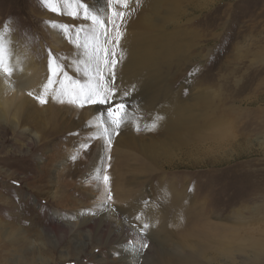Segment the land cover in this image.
Here are the masks:
<instances>
[{"label":"rangeland","instance_id":"obj_1","mask_svg":"<svg viewBox=\"0 0 264 264\" xmlns=\"http://www.w3.org/2000/svg\"><path fill=\"white\" fill-rule=\"evenodd\" d=\"M80 2L102 19L112 14L108 0ZM130 6L135 11L125 18L120 45L124 59L115 70L119 92L130 93L124 97L130 122L113 137L110 150L102 138L81 149L96 136L94 104L80 108L50 95L47 104L34 98L31 106L38 110L22 117L18 126L11 124L13 117L0 120V226L5 227H0V264L112 261L109 252L116 241L104 249L103 244L93 250L87 246L75 255L79 231L70 232L65 224L79 220L72 217L76 210L104 209L115 219L114 213L128 214L113 204L130 198L127 202L143 206L163 205L171 188L185 191L182 207L175 206L185 213L190 229H203L195 217L201 208L223 216L239 208L249 214L258 204L254 213L264 219V71L245 76L247 68L254 73L264 66V0H140L138 5L130 0ZM71 10L62 6L53 12L43 0H0V42L29 71L42 70L44 83L49 50L69 76L83 79L75 67L82 49L52 27L67 24L75 31L92 26L83 12L68 15ZM257 23L253 38L263 33L255 47L248 32ZM233 105L241 106L236 120ZM101 106L103 113L108 105ZM157 116L163 117L159 126L145 130ZM38 131L33 143L31 136ZM51 157L65 160L59 166L50 163ZM248 224L251 231L240 230L241 238L233 240V261L264 264V220L253 218ZM139 231L131 242L147 244L144 252L158 251L160 236Z\"/></svg>","mask_w":264,"mask_h":264},{"label":"bare ground","instance_id":"obj_2","mask_svg":"<svg viewBox=\"0 0 264 264\" xmlns=\"http://www.w3.org/2000/svg\"><path fill=\"white\" fill-rule=\"evenodd\" d=\"M258 27L259 24L257 23L253 26V30L248 32L250 33L249 39L253 45L255 44V47L262 43L261 35L263 32L258 34L257 39H254L252 36ZM246 37L247 33L244 34L243 40L247 41L248 37ZM5 50L6 62L14 71L11 77H6L3 71H0V120L8 122L7 118L13 117L11 124L16 127V125L18 126L20 124L22 117L26 118L38 110L37 107L31 105L34 104L35 96L42 90L45 77L43 76L44 78L42 79L41 76L43 72L42 70L40 71V69L29 71V67L23 66L18 57L11 54V49L5 48ZM248 70L247 68L245 76L247 75L248 78H251L252 75L257 76L263 72L264 66H259L258 69L256 68L255 72L253 71L254 73ZM29 92H32L33 95L29 96ZM206 99V96L202 97L203 101H207ZM101 107L99 103L94 104L93 108L91 107L94 110L91 117L94 124L96 123V118L102 113L99 112V110H102ZM240 107L239 105H233V108H236L233 109L235 120L240 117ZM106 111L107 110H103V113L106 114ZM225 121L227 122V120ZM229 123H231L230 125L233 127L234 119H230ZM72 130L73 129H71V131ZM39 134H41L40 131L35 132L30 140H32L33 143L39 140ZM30 142L31 141H29V143ZM55 158H50L51 164L58 161V165L61 166L65 160L64 158L55 160ZM56 170L57 168L55 166V169L50 173L54 174ZM119 197L118 195L117 198ZM127 200L125 203L118 202L113 204V209L121 212L125 211L129 216L121 217V215H119L120 212L114 213L115 219H113L111 215L107 217V213L105 214L103 212L104 209L96 211H87L86 209L76 210L75 215L72 217L74 220H79L65 224L70 232L75 230L79 231V244H76L73 249L75 255L81 254L86 250L87 246L89 247L92 245L91 249L93 250L100 244H103L101 246V248H103L104 245L107 246L110 242L116 241L117 247H113L109 252V255L113 256L112 261H104L107 264H207V262L212 264L222 258L227 261V264L228 262L229 264H235L233 261L235 255L233 240L235 242L236 239L241 238L240 230L244 232L251 231L249 230L251 227L248 223L252 221L253 218L258 222L264 220L262 216H257L259 213H254V209L259 207L258 204L248 210L249 214L244 213V211H241L239 208L232 214L229 213L223 216H220L223 213L220 215H217L218 213L215 214V210L208 211L206 208H201L200 211H197L195 217L203 223V229L196 230L190 229V224H188V220H185L186 218L184 217L185 213L176 208L177 205L182 207L185 201L184 190L171 188L170 193L168 192L165 194V201L167 204L164 203L163 205L151 204L143 206L139 204L140 202L138 203L135 200H130L129 202H127ZM247 206L248 205H245L243 207L247 208ZM111 212H113V210H111ZM235 214L240 215L237 217ZM137 216H140L139 220L136 219ZM212 216L218 221H211L214 220L210 219ZM132 223L136 225L133 224L131 226L130 224ZM144 224L149 225L147 231H149V233L151 232L154 238L158 235L160 236V241L157 242L160 243L159 246L157 245V248L159 247L158 251L153 252L147 250L144 252L145 248L131 242V237L133 235H138L140 232L139 230L143 228ZM2 225L3 224H1L0 227H2ZM2 228L5 227L3 226ZM105 228H108V232L105 231ZM83 229L85 231H82ZM217 231L219 232L217 233ZM221 244H223V246H221ZM49 260L48 258V261Z\"/></svg>","mask_w":264,"mask_h":264},{"label":"snow or ice","instance_id":"obj_3","mask_svg":"<svg viewBox=\"0 0 264 264\" xmlns=\"http://www.w3.org/2000/svg\"><path fill=\"white\" fill-rule=\"evenodd\" d=\"M135 2L138 5L140 0H135ZM43 3L53 12L60 11L62 6L71 8L68 15L72 17L79 16L83 12L84 18L91 21L92 26L88 29L80 28L73 31V27L67 24L52 25L77 48L82 49V58L76 62L75 67L76 71L82 74L83 79H74L69 76L64 71L65 64L61 63L60 58L49 50V75L46 83L42 85L41 94L35 96V99L40 104H47L51 95V99L58 103H64L67 98L68 103L80 108H83L86 103L108 105L106 114L101 113L96 118V136L83 142L81 149L86 151L92 139L102 138L110 150L113 137L119 135L120 129L130 122L127 119V105L124 102V97L129 96L130 93L128 91L122 94L119 92L115 70L124 59V51L120 45L124 37L122 29L126 23L125 18L130 12L135 11V8L130 6V0H108V7L112 10V14L107 19H102L100 15L90 13L89 6L81 3L80 0H43ZM5 56V46L0 42V71H3L6 77H11L14 69L6 62ZM28 95L32 96L33 93L29 92ZM161 120L163 117L157 116L151 125L145 126V130H155ZM134 126L137 131H141L138 122ZM76 158V156L72 157L73 160ZM109 181L110 177L106 173L103 174V183L107 186ZM106 190L110 201L112 198L110 189ZM136 219L139 220L140 216ZM148 227V224H144L141 232ZM146 247L147 244L142 246V248Z\"/></svg>","mask_w":264,"mask_h":264}]
</instances>
